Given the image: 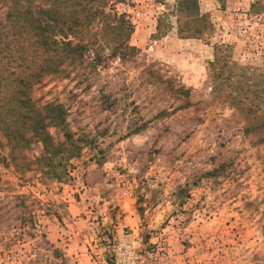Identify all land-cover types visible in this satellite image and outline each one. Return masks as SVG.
<instances>
[{
    "label": "rangeland",
    "instance_id": "1",
    "mask_svg": "<svg viewBox=\"0 0 264 264\" xmlns=\"http://www.w3.org/2000/svg\"><path fill=\"white\" fill-rule=\"evenodd\" d=\"M254 1L108 0L134 51L109 40L31 92L62 104L46 130L75 149L51 155L27 130L16 166L0 132V264H112L126 230L158 251L146 264H264V142L232 100H264Z\"/></svg>",
    "mask_w": 264,
    "mask_h": 264
},
{
    "label": "trees",
    "instance_id": "2",
    "mask_svg": "<svg viewBox=\"0 0 264 264\" xmlns=\"http://www.w3.org/2000/svg\"><path fill=\"white\" fill-rule=\"evenodd\" d=\"M107 2L0 0V132L16 166L30 140L26 137L27 130L51 155L60 152L67 156L75 149L73 141H70L71 147L65 146L61 151L55 146L64 142L53 144L46 128L50 124L61 126L64 110L61 103L36 106L31 98L36 84L42 83L45 76H66L85 61L95 66L101 60L99 50L109 40L114 55L120 51H134L126 41L132 26L123 14L108 13ZM187 3L188 0H178V10L184 12ZM251 9L254 13H263L264 2L254 1ZM110 18L115 20L113 24L107 22ZM96 20H101L100 27H94ZM109 32L113 36L110 37ZM260 91L255 87L254 97L243 100L234 96L232 100L246 120L243 134L258 135L259 141L264 142V108L261 107L264 100H259Z\"/></svg>",
    "mask_w": 264,
    "mask_h": 264
},
{
    "label": "built area",
    "instance_id": "3",
    "mask_svg": "<svg viewBox=\"0 0 264 264\" xmlns=\"http://www.w3.org/2000/svg\"><path fill=\"white\" fill-rule=\"evenodd\" d=\"M144 242L135 230L121 232L112 244V264H146L148 258H156L158 251L144 250Z\"/></svg>",
    "mask_w": 264,
    "mask_h": 264
}]
</instances>
